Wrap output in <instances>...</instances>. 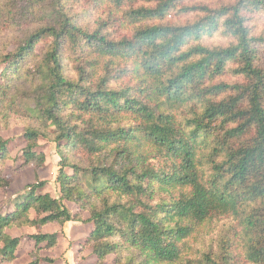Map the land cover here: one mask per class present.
Here are the masks:
<instances>
[{
  "label": "trees",
  "instance_id": "1",
  "mask_svg": "<svg viewBox=\"0 0 264 264\" xmlns=\"http://www.w3.org/2000/svg\"><path fill=\"white\" fill-rule=\"evenodd\" d=\"M181 1L0 0V130L23 128L22 169L41 140L60 157V197L38 181L0 211L1 262L9 230L82 221L69 202L95 264H264V0ZM32 238L28 264L52 262L58 234Z\"/></svg>",
  "mask_w": 264,
  "mask_h": 264
},
{
  "label": "rangeland",
  "instance_id": "2",
  "mask_svg": "<svg viewBox=\"0 0 264 264\" xmlns=\"http://www.w3.org/2000/svg\"><path fill=\"white\" fill-rule=\"evenodd\" d=\"M224 0H183L180 2V6H189L204 3L212 7H216ZM140 5H155L153 0H139ZM179 19L186 20L192 19L191 16L180 17ZM260 31L264 32V17L260 20L254 21ZM3 37L6 38L5 27L1 26ZM205 43H218L222 44L225 41L222 38L212 37L204 40ZM46 41H43L36 48V53H41V49L44 46ZM8 52L15 49L14 44H10L8 47ZM261 58L264 61V49L261 53ZM3 71V66L0 67V84H1V73ZM0 139H3L7 142V149L11 155V159L8 160L4 167V172L14 178V183L11 188L4 192L0 189V211L7 213L8 211L14 210L16 201L21 202L23 195L28 190L30 185L36 184L39 182H45L46 185L42 190H39L38 193H50L54 198L60 197L59 185L56 182V179L60 170V157L57 154L56 145L47 140L40 141V149L38 153H44L46 156V161L44 166L39 171H34L32 168L22 169L21 165L24 162V149L26 148L25 139L23 137V128L14 127L12 129L0 130ZM1 154V152H0ZM1 169V167H0ZM16 199V200H15ZM67 208L74 215H80L82 221L80 222H68L64 226L59 224H49L46 227L32 229L26 228L22 231L13 230L9 231L10 235L13 237H21L23 243L21 247L17 249L19 257L13 263H3L0 261V264H28L31 261L30 251L35 249V241L32 238L31 234L36 235L37 232L41 233H57L58 246L53 252H47L45 250L41 251V257L49 258L52 262H42L41 264H95L96 258L93 256L91 251L82 253L79 249L81 245L85 243L86 238L89 236V233L92 230V225L84 222L89 218L88 213L81 212L79 207L74 203L67 202ZM34 217L35 213L32 212ZM231 224V223H230ZM226 222L218 223V230H226ZM236 231V228H234ZM210 232V235L215 234L214 229ZM205 231H207L205 229ZM237 232V231H236ZM205 236V235H204ZM114 261L113 256L107 258L106 264H111Z\"/></svg>",
  "mask_w": 264,
  "mask_h": 264
},
{
  "label": "crops",
  "instance_id": "3",
  "mask_svg": "<svg viewBox=\"0 0 264 264\" xmlns=\"http://www.w3.org/2000/svg\"><path fill=\"white\" fill-rule=\"evenodd\" d=\"M16 200V199H15ZM17 202V201H16ZM67 203V202H66ZM65 203V205L67 206V204ZM8 212H13V209L11 210V211H8ZM32 218H35L33 215H32ZM70 223H72V222H70ZM68 224V223H67ZM46 227V226H45ZM23 229H26V228H23ZM23 229H13V230H19V231H22ZM32 229H38V228H32ZM13 230H9V231H13ZM38 233V232H37ZM10 234H12V233H10ZM32 236L34 235V234H31ZM14 236V235H13ZM22 241H23V239H22ZM21 241V244H20V246H19V248L21 247V245H22V242ZM59 244V243H58ZM35 247V246H34ZM79 250H81V247H80V249ZM32 251H30V253H31ZM17 253V258L19 257V254H18V251L16 252ZM30 263V262H29Z\"/></svg>",
  "mask_w": 264,
  "mask_h": 264
}]
</instances>
